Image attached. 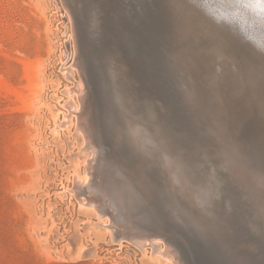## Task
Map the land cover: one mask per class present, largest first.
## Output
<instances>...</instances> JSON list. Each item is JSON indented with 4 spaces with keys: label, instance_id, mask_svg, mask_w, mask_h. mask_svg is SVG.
Returning <instances> with one entry per match:
<instances>
[{
    "label": "rangeland",
    "instance_id": "rangeland-1",
    "mask_svg": "<svg viewBox=\"0 0 264 264\" xmlns=\"http://www.w3.org/2000/svg\"><path fill=\"white\" fill-rule=\"evenodd\" d=\"M141 1L145 5L138 0H88V8L89 14L99 20V30L105 33L103 37L108 38L107 41H111L109 43L118 51L120 78L125 77L128 81V90L138 97H149L160 114L166 110L173 111L175 117L172 119L158 116L157 121L162 124L160 127L148 114L136 112V102L123 99V95V105L119 102L121 106L114 107L111 99L108 104L104 97H110L111 93L107 91L111 89L108 87L110 85H106L105 79L102 92L104 99L96 92L98 79L96 73L92 72L91 80L90 70L86 68L84 60L87 56L82 45L84 30L78 25L75 0H0V264H180L181 255L186 258V264H264V255L258 254L256 257V253L249 250H258L256 244L259 245L260 242L249 240L250 232L246 231V225L264 239V210L252 199L246 179L224 168L222 176L221 159L206 156L203 146L197 140V133L190 134L188 128L192 126L188 113L181 111L179 107L170 110L179 91V81L172 68L176 60L171 53L173 46L169 43V1ZM143 5L151 9L150 14L160 22L161 30L155 41L158 46L156 48L160 51L154 50L148 33L136 21V15ZM61 13L68 14L72 22L77 57L74 63L80 66L76 67L80 69V72L76 70V78H69L70 80L59 71L55 59L59 33L57 22ZM79 47L82 49L79 50ZM218 51L221 53V49ZM156 55L168 78L159 67ZM223 60L225 62L221 66L224 67L221 77H226L232 72V63L230 60ZM217 62L219 61L212 63ZM240 68L244 70V67ZM116 81L121 84L120 87H124L122 79L117 78ZM220 81L224 83L221 78L216 82L218 86ZM222 83L221 86L224 87H221V91L229 86L226 85L228 82ZM83 85L87 87H82ZM240 85L239 79V84L235 87L241 88ZM235 87L231 89V93V87L226 89L227 94H224L226 90L222 91L227 102L229 95L238 94L237 99L240 98L238 90L233 92ZM92 92H96V95ZM86 95L89 97L86 98ZM79 97H84L82 102H79ZM84 100L85 106L82 104ZM75 107L81 109L82 114L86 113L85 118L91 114L90 118L94 119L96 136L91 142L87 136V128L82 129L85 126L82 122L84 115L81 116L82 120V114L78 113L80 111L73 112ZM230 110V117L237 126H244L249 119V124L242 128L250 127V130L255 131L251 133L249 130L245 134L244 131L248 130L241 129L239 134L243 132L245 135H241L244 138L239 137L246 142L247 147L250 144V152L262 158L264 151L259 147H262L261 141H264V114H260L263 119L258 117L257 122H254L249 113L245 115L244 111L245 116L241 114L243 109L239 115L235 110ZM102 111L106 114L103 112V115ZM106 115L113 117L110 120ZM110 129L112 133L122 134L121 137L126 141L123 146L128 154L138 148V152L142 150L145 161L150 157L156 161L155 166L141 165L137 171H132L126 160L117 154L120 147L114 142V137H110ZM250 137L257 143H253ZM152 139L162 145L156 142L157 146H154ZM97 148L101 149V153ZM102 171L107 172L104 174ZM108 173L135 196L140 209L144 210V220L152 222L162 232L171 229L177 234L175 237L170 230L172 245L169 247L164 240L161 241L165 245L160 241L159 246L164 253L160 249L159 252L154 250L151 245L140 246L128 233L120 230L111 217V212L105 210L101 203H93L98 200L88 195L83 183L88 188L97 181V177L101 179ZM185 189L194 192L200 201L194 199L188 200L187 204L182 203L179 196H182ZM152 199L156 200L159 212ZM166 211L169 217L166 216ZM162 215L166 217L163 216V220L166 219V223L169 222L170 225L164 224ZM201 226L203 230L198 228ZM204 226L208 230H204ZM165 247L170 249L166 250ZM173 247L180 253L175 259ZM185 248L191 253H187ZM164 250H172L173 255L168 257L166 254L169 253Z\"/></svg>",
    "mask_w": 264,
    "mask_h": 264
},
{
    "label": "bare ground",
    "instance_id": "bare-ground-1",
    "mask_svg": "<svg viewBox=\"0 0 264 264\" xmlns=\"http://www.w3.org/2000/svg\"><path fill=\"white\" fill-rule=\"evenodd\" d=\"M168 1L170 4L169 5L170 13L168 14L167 23H168V27H169V33H170L169 35L171 37L169 43L173 46L171 49L172 50L171 53L174 56L173 59L176 60V62L174 61V63L172 64V68H173L174 72H176V76H177L178 81H179V91L177 92V94L174 97V101L171 104L173 106L170 107V110H176V108L179 107L181 109V111L183 110V111L188 113V115H189L188 119H189L190 124L192 126V127H189L188 130H189L190 134L196 135V133H197V135L199 137L197 140L203 146V148H204L203 152L205 153V155L209 156L210 158H213V159H214V157L221 159L222 164H221L220 169H221V175L222 176H224V169L225 170L230 169L229 171H232L233 173L238 174L241 177L245 178L247 181V185H248L249 189L251 190L252 199L254 200L256 205L260 207V209L264 210V155L262 156V158H258L257 157L258 154H256L257 155L256 157L252 156L248 153H247V155H245L241 149H238V148H236V146L232 145L233 141L231 140V136L229 134V131L226 129L225 124H224V119H226V116H224V114L222 113V106H221V99L223 102H225L223 96H224V94H227V90H228L227 88L231 87L229 92L232 91L231 89L239 84V79H240L242 87L239 88L237 86V87H235L236 89H234V91H233V92H235L238 90V93L241 94L240 98L237 99L238 94H233L232 96L229 95V99L227 98L229 101L232 102L229 106L230 109H233V111L235 110V112L237 114L241 113L242 109H243V113H241V114H243V116H245V115H247L248 111L245 112L246 113L245 114L244 109L245 108L249 109V108H252L254 106V108L256 107L258 110L262 109V114H264V0H168ZM75 2H76L75 6H76V10H77L76 12H77V16H78V13L81 9H79V7H78L79 4H78L77 0H75ZM91 2H92V0H91ZM95 4H97V3H95ZM88 7H90V6H88ZM97 7H98V5H97ZM91 11H92V9H91ZM72 14H73V12H72ZM77 18L79 21L78 25L80 26L81 29L83 28L82 30H85L82 23L80 22L79 16ZM104 24H106V23H104ZM106 29L107 28H105V30ZM114 32L115 31L113 30V33ZM108 34H109V32H108ZM84 35L89 37L90 33L84 32ZM82 38H84V37H82ZM79 41L81 42V40H79ZM109 42L111 43V41H109ZM154 44H155V42H154ZM110 47H111V52L113 54L110 56V50L108 49L107 53L105 54L106 59H104L105 61L103 62L104 64L107 65L106 69L104 68L105 71L103 70L104 74H106V77L104 78L105 83H106V85H110L108 87H110V89H111V90L107 91L108 93L110 92L111 94L109 93L110 97L109 96L104 97L106 99L105 101L108 102V104H110V99H111V102L113 103L114 107H119V106H121V104L119 102L122 103L121 98L123 95V97H124L123 99H131L132 102L133 101L136 102V104L138 106L137 107L138 109L135 108L136 112H139V114H140V112L144 113V114H148L149 116H151L153 118V120H154L153 122L156 125H158L159 127L162 126V124H160V121H157L158 116L161 118H163V117H168L170 119L174 118L175 116L173 114V111L170 112V111L166 110V112L160 114V111H158V108L155 107L154 104H151L149 97L148 98L144 97V96L138 97V96H136L137 95L136 93L134 94L132 91L128 90V83H127L128 81L125 79V77L120 78L121 77V74H120L121 72L119 70V68H120L119 65L121 64V63L119 64L120 60L116 59V58L114 60V56L118 57V55H117L118 51L115 52L112 45ZM80 48L81 47H79V50H80ZM157 48H158V46H157ZM220 49H221V53H219V51H218ZM117 50H119V49L117 48ZM156 50L160 51L159 49H156ZM80 54H82V53H80ZM83 56H85V54ZM84 59L85 58H83V60ZM223 59L228 60V61L230 60L231 61L230 63H232L230 65V66H232V69L230 67V69H231L230 71H232V72L230 74L228 72H226V73H228L227 75H229L226 77L224 75L221 77V74L223 73V70H224V69H222L224 67H221V66L225 62ZM79 61H80V59H79ZM79 61L77 60L78 64H79ZM84 61H86V60H84ZM114 61H115V63L117 62L116 67H114L112 65V63ZM215 61H219V62H217V64L212 63ZM75 63H76V61H75ZM84 66L86 67V65H84ZM74 67L80 68V66H77V64H75ZM240 67H244V70H243V68H240ZM86 68H88V67H86ZM220 69H221V73H220ZM76 70H78V72H80V69L76 68ZM242 71H243V73H242ZM87 75L89 76V74H87ZM95 75H98V74L96 73ZM109 78L112 80L109 81ZM117 78H119L120 80L121 79L123 80L122 81V84L124 86L123 88L120 87L121 86L120 83H118L117 81L115 82V80H117ZM221 78L224 81V83H222V81H220L222 84H225L226 82H228L226 85L227 86L229 85L226 88L227 90L224 88V90H226V91L222 90V91L226 92L224 94L221 91V87H224V85L221 86V83H220L218 86V83H216L217 81L219 82V80H221ZM215 80H217V81L215 82ZM250 80H252V82ZM88 81H89V79H88ZM237 82H238V84H236ZM86 83H84V84H86ZM91 85L92 84H90V87H92ZM79 86H80V84L77 87H79ZM82 87H87V86L83 85ZM237 88H239V89H237ZM83 90H84V88L82 89V91ZM86 90H87V88H86ZM135 90H136V87H135ZM76 91H78V89ZM87 91L89 92V90H87ZM79 92H81V91H79ZM92 93H95V95H96V92H92ZM70 94H73V93H70ZM81 94H83V93H81ZM81 94H79V96H82ZM89 94H91V93H89ZM84 97H82V99H81V97H79L80 98L79 102H82L81 100H83ZM88 97L89 96L86 95V98H88ZM98 97L99 96L97 95V98ZM86 98H85V100H86ZM104 98L102 97V100ZM236 99H237V101H236ZM85 100L82 103V104H84V106H85ZM98 102H100V100ZM123 103H122V105H123ZM79 105H80V103H79ZM72 106H74V105H72ZM98 106H99V103H98ZM81 107H82V105H81ZM86 107H88V105H86ZM82 108H85V107H82ZM71 110H73V109H71ZM75 110H78V108L76 109V107H75L73 112H76ZM88 110H89V108H88ZM78 111H80V112H78ZM78 111H77L78 113L82 114L81 109ZM103 112L104 111H102V114H103ZM108 112H110V111L108 110ZM89 113H87V114L89 115ZM104 113L106 114V112H104ZM85 114L80 115V118H81V116L83 117V115H84V118H83L84 120L82 118L81 119L83 120L82 122H84L85 123L84 125L86 126V127L82 126L83 127L82 129L85 130L84 128H87L86 129L88 132L87 136L90 139L89 142H91L92 139H95L94 137L96 136V134H95V132H96L95 127L96 126H95V122H94L93 117L90 118L91 114L88 118H85ZM110 116L111 115H109V116L106 115V117H110ZM112 117H110V120ZM246 117H248V116H246ZM249 117H251V116H249ZM259 117H261V116H259ZM261 119H263V115H262ZM248 120H247V123H248ZM254 122H257V121L255 120ZM262 123L260 126H262L264 124V123L263 124ZM246 124H244V126ZM255 125H256V123H255ZM125 127H127V126H125ZM253 127H251V128H253ZM249 128L247 129L245 127L243 129V130H245V129L248 130V131H246V130L244 131L245 134H246V132H249V130H250ZM254 128H256V126ZM253 130L254 129L250 130L251 133H253L252 132ZM97 131H99V129ZM116 131H118V130H116ZM258 132L260 133V131H258ZM131 133H132V131H131ZM139 133L143 134V132H139ZM150 134H152V133H150ZM119 135H117L116 132L112 133L111 129H110V137L111 136L114 137V142L116 143V145L118 147H120V150L117 154H119L121 156V158L126 160L125 162H127L128 167H130V169L132 171H137L141 167V165H144V166L146 165L148 167L155 166L154 163H156V161H153L151 159V157L149 158L148 161H145L142 158V150H141V152H138V148L135 151L130 150L133 152H130V154H128L127 153L128 150L127 149L125 150L124 146H123V143H125L126 141H124V138L121 137L122 134L120 136ZM189 136L191 137V135H189ZM255 136H257V134ZM132 137H133V134H132ZM240 137H241V135H240ZM241 138H244V137L242 136ZM250 138L253 140L252 137H250ZM257 138H259V137H257ZM260 138H262L261 140H263L262 136H260ZM155 139H156V137H155ZM155 139H152L151 141H152L153 145L155 144L154 146H157L156 142H158V141L153 142ZM131 140H132V138H131ZM157 140H159V139L157 138ZM261 140L259 139V141H261ZM118 142L122 146L118 145ZM261 142H264V141H261ZM158 143L160 144L161 142H158ZM249 143H251V142H249ZM253 143H257V141L256 142L254 141ZM135 144H137V143H135ZM98 145H95V146L98 147ZM161 145H162V143H161ZM249 146H250V144H249ZM162 147H164V146H162ZM193 147H195V146L193 145ZM156 148L159 149L158 147H156ZM255 149H256V147H255ZM99 150H101V149H98V152H100ZM94 151H95V149H94ZM258 151H259V149H258ZM166 152L168 153V151H166ZM167 153L164 155H167ZM95 154L96 153L94 152V155ZM98 155H99V153H98ZM94 157L95 156H93V158ZM100 158H98V159H100ZM103 158L105 159V157H103ZM90 160L92 161L93 159H90ZM95 162L97 163V161H95ZM174 162H171V163H174ZM223 162H226L228 165L229 164L230 165L226 166ZM90 163H92V162H90ZM176 163H178V162H176ZM91 165L93 166V164H91ZM92 166H91V168H92ZM100 166H102V164ZM144 166H142V167H144ZM95 168H96V166H95ZM105 168H107V167H105ZM112 168L113 167H111V169ZM90 170H94V169H90ZM101 170H103V169H101ZM101 170H99V171H101ZM107 171H108V169H107ZM152 171H153V169H152ZM90 172L91 171H89V173ZM102 172L99 174L100 177H101ZM149 173L152 174L151 171ZM153 173H155V172L153 171ZM147 175H148V173H147ZM104 176L101 179H98V177H97V181L95 180L96 182L92 183V185L90 184L89 185L90 187L87 186L88 188H85V183H83L84 189L86 190L88 195H91L93 198H96L98 200V201H94L93 203L99 202V203H101L102 207L105 210L111 212L114 216V217L113 216H111V217L113 218L114 222L117 223V225H119V227L121 228L120 230L124 231L125 233H128L132 238H134L136 240L135 242H137L140 246L144 247V246L151 245L153 247V249L158 251V252L160 249L159 245H160L161 240L165 241V244L168 245L167 247L171 246L172 245L170 242V241H172L171 240V234H174V233H173V230L170 229L172 231V233H171V231L169 229H167L168 228L167 226L170 224H169V222H167L168 223V225H167L166 219L163 220V218L165 216L162 215V220L165 221L164 224L166 223L167 226L166 225L165 226L167 228L166 227L165 228L167 230L162 232L159 229H157L156 226L152 225L151 224L152 222H150L148 220H144V210L140 209L138 201L135 198V196L131 192H129V190L127 188H125L121 184L120 181H118L112 174H109V173H108V175L106 174L105 177ZM150 177H151V175H150ZM155 178H156L155 180H157V177H155ZM150 180H152V179H150ZM147 181H149V180L147 179ZM157 182H159V181H157ZM89 183H90V181H89ZM144 183H146V182H144ZM154 184L156 185V182H154ZM176 184H178V182ZM146 185L147 184H145L143 186H146ZM160 185H162V184H160ZM83 186H81V187L83 188ZM186 186H188V185L186 184ZM147 190L148 189H146V191ZM149 194L150 193H148V195ZM160 196L162 197V195H160ZM150 197H151V195H150ZM152 198H154V197H152ZM155 199L154 200L152 199L153 204L155 207L156 206L158 207V204H156L157 202ZM194 199L198 200L196 194L194 192L187 191L186 189L184 191H182V196L181 195L179 196V200L184 204H187V202H189L188 200L194 201ZM199 199H200V197H199ZM91 201H93V200H91ZM198 201H200V200H198ZM199 206H200V204H199ZM157 207H156L157 211L160 210ZM132 211H134V213ZM168 211H169V209H168ZM168 211H166L167 212L166 216L169 215ZM168 217H167V219H168ZM168 220L170 221V219H168ZM172 223H173V221H172ZM199 223H200V221H199ZM202 227L203 226L198 227V228H202ZM204 227H206V226H204ZM117 228H118V226H117ZM169 228H171V227L169 226ZM205 229L208 230L207 227L204 228V230ZM202 230H203V228H202ZM212 232H213V230H212ZM176 235L174 234L175 237H176ZM218 240H221V239H218ZM164 241H161V242H163V244H164ZM177 241H179V240H177ZM135 242H134V244H135ZM225 243L226 242H224V245H225ZM188 245H189V243H188ZM188 245H187V247H188ZM256 245H257L256 248H258V244H256ZM167 247H165L166 250L170 249V248L167 249ZM175 247H176V245H175ZM183 247H186V246H182V248ZM225 247H227V246H225ZM160 250L162 253H164L162 249H160ZM185 250H187V248H185ZM185 250H183V251H185ZM187 251H188L187 253L190 252L189 250H187ZM254 251H258V250H254ZM167 252L170 254V255L166 254L168 257L173 255L172 250L171 251L169 250ZM217 252H219V250ZM187 253H186V255L188 257ZM174 254L176 255V256L173 255L174 259H175V257H177V255L180 256L179 251H177L175 248H174ZM231 254H232V252H231ZM231 254H228V256ZM158 255H159V253H158ZM180 258H181L180 264H186V258L183 255H181ZM239 258H241V257H239ZM189 259L191 261V258H189ZM236 259H238V258H236ZM238 260H236V261H238ZM173 261L175 262V260H173ZM178 262H179V260H178ZM191 262H193V260ZM171 263H173V262H171Z\"/></svg>",
    "mask_w": 264,
    "mask_h": 264
},
{
    "label": "water",
    "instance_id": "water-1",
    "mask_svg": "<svg viewBox=\"0 0 264 264\" xmlns=\"http://www.w3.org/2000/svg\"><path fill=\"white\" fill-rule=\"evenodd\" d=\"M77 2L79 4V6H78L79 9H81L78 13V16H79L80 22L82 23L83 27L85 28L84 32H87L86 28L90 27L89 32H88V33H90L89 37L84 35V38H83V40L85 41V42L83 41V48H84L85 54L87 56V59H86L87 67L90 70L91 80H92V72H95L98 74L97 75V79H98L97 91L99 92V94L102 97V95H103L102 92L104 89L103 81H104V78L106 77V74H104V71H105L104 68L106 69V66H107L103 62L105 61L104 59H106L105 54L107 53L108 49L110 50V56L113 54L111 52V47H110L112 44H110L109 41H107L108 38L107 39L104 38L105 33H102L99 30L97 17L89 14L90 8H88V4H89L88 0H77ZM138 2L144 4V2L141 0H138ZM144 5L138 11V13L136 15V21L139 23L140 28L144 29V31L148 33V36L151 39V43L154 47V50L156 51L157 46L154 44V42L157 40V37H158L159 32L161 30L160 22L158 21V19L154 15L150 14L151 9H148ZM91 9H92V7H91ZM126 14H127V12H126ZM112 47L115 50V52H117L115 47L114 46H112ZM156 57H157L158 65H159L160 60H159L157 55H156ZM115 58L119 59L117 56L116 57L114 56V60H115ZM112 65L114 67H116L117 62L115 63V61H114L112 63ZM159 67H160V65H159ZM160 68H161L162 72L164 73V75L166 76V78H168V75L166 74V71L164 70V68L163 67H160ZM109 81H110V78H109ZM250 81L252 82V80H250ZM224 100H225V102H223L221 99L222 113L224 114V116H226V119H224V124H225L226 129L229 131V134L231 136V140L233 141L232 145L236 146V148H238V149H241L245 155H247V153H248L252 156H255L253 153H251L249 151V148L246 146V143L241 141V138L239 137L240 135L243 134V133L239 134V132L241 129H243L242 127H244V126H241V125L236 126L234 124V122L232 121L233 119L230 117V113H231L230 111L231 110L228 109V107L232 102L229 100L227 102V100L225 98H224ZM244 111L245 112L248 111V113H249L248 115L252 117V121H255L260 116V114L262 113V109L258 110L256 107L254 108V106L252 108H249V109L245 108ZM262 144H263L262 147H259V148L263 149V151H264V143L262 142ZM233 208H234V206H233ZM226 209H228V208H226ZM246 231L250 232L249 240L254 239V240H257L260 242V244L258 245V251H252L251 249H249V250L256 253L254 256H256L258 254L264 255V239H262L261 235H258L255 232H253L249 225H246ZM256 257L253 259H256Z\"/></svg>",
    "mask_w": 264,
    "mask_h": 264
},
{
    "label": "built area",
    "instance_id": "built-area-1",
    "mask_svg": "<svg viewBox=\"0 0 264 264\" xmlns=\"http://www.w3.org/2000/svg\"><path fill=\"white\" fill-rule=\"evenodd\" d=\"M59 30L56 44L55 59L59 71L64 76L75 79L77 76L76 68L73 66L76 58V49L73 39L72 22L68 14H60L57 22Z\"/></svg>",
    "mask_w": 264,
    "mask_h": 264
}]
</instances>
